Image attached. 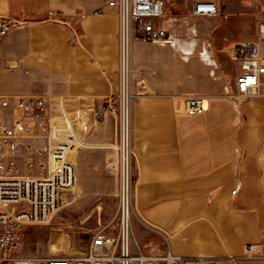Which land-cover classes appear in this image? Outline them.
<instances>
[{
  "label": "crops",
  "instance_id": "obj_1",
  "mask_svg": "<svg viewBox=\"0 0 264 264\" xmlns=\"http://www.w3.org/2000/svg\"><path fill=\"white\" fill-rule=\"evenodd\" d=\"M110 1L0 0V16L18 21L0 46V96L43 98L50 120L72 119L79 138L114 162L108 144L117 136L119 15ZM234 1L232 25L264 4ZM215 2L216 15L224 13L217 43L229 51L220 61L213 43L195 35H174V44L133 42V68L147 90L132 102V229L147 255L264 264L243 256L247 243L264 248V84L246 100L229 96L230 48L239 39L225 23V0ZM44 132L36 127L24 142L43 148ZM81 146L72 153L76 179ZM5 153L25 165L23 148L7 145ZM25 168L21 175L36 173Z\"/></svg>",
  "mask_w": 264,
  "mask_h": 264
},
{
  "label": "built area",
  "instance_id": "obj_2",
  "mask_svg": "<svg viewBox=\"0 0 264 264\" xmlns=\"http://www.w3.org/2000/svg\"><path fill=\"white\" fill-rule=\"evenodd\" d=\"M171 0H111L119 15V78L120 87L111 109L118 120V141L113 148L119 163L126 161V180L121 177L120 213L116 222L96 229L87 252H69L57 256H21L16 252L20 234L28 226L49 223L64 204L63 195L76 182L73 151L82 140L77 135L72 119L54 121L49 118V107L39 96H0V262L6 264H204L202 256H182L168 251L163 255H147L141 251L132 229V102L147 90L146 83L132 71L134 41L174 44L172 32L157 25ZM194 15L213 16L218 13L215 0H188ZM254 40L235 43L231 59L236 73L229 82V96L242 101L260 94L264 84V14L255 18ZM18 21L0 16V46L4 37ZM61 108V107H60ZM8 110H12L10 119ZM16 111L22 113L21 116ZM43 129L46 144L33 147L24 141ZM26 150L24 162L35 174L21 175L14 160L4 162L5 147ZM137 252H133L132 247ZM243 256L264 258L262 243H247Z\"/></svg>",
  "mask_w": 264,
  "mask_h": 264
},
{
  "label": "rangeland",
  "instance_id": "obj_3",
  "mask_svg": "<svg viewBox=\"0 0 264 264\" xmlns=\"http://www.w3.org/2000/svg\"><path fill=\"white\" fill-rule=\"evenodd\" d=\"M245 1H247L246 6L249 7L253 5L255 0ZM190 4L188 0H171L165 3V10L159 23L169 24L172 34L182 41L191 35H195L204 38L206 42H212L216 50L215 57L220 61L219 57L229 54L228 48L224 49L221 44L217 43L219 41L217 31L221 28L224 19L223 11L221 10L215 16H198L191 13ZM238 7L234 0H225V23L230 27L229 33L237 37L239 42L250 38L254 31L256 33L253 16L256 18V15L264 14V4L258 7L255 14L253 12L248 13L251 16H248L242 24L237 22V25H232L233 13ZM262 45H264V41ZM220 63L222 66V62ZM132 71L136 75L133 68V58ZM113 119L117 126V136L114 141L109 142L108 147L115 150L112 145L118 141L119 127L115 114ZM83 141L85 144L81 146L84 150L78 162L77 179L73 188L63 195L66 197L63 199L64 204L49 223L24 228L20 234L19 247L15 253L21 256L38 257L57 256L69 252L84 253L87 252L97 228L118 220L122 165L120 177L121 162L119 163L117 152L115 151L116 160L114 162L102 160L95 152V146L85 140ZM11 159L12 157L6 155L3 161L6 162ZM19 167V174L27 171L25 165L20 164ZM130 175L132 180V158ZM0 264L6 263L0 262Z\"/></svg>",
  "mask_w": 264,
  "mask_h": 264
},
{
  "label": "bare ground",
  "instance_id": "obj_4",
  "mask_svg": "<svg viewBox=\"0 0 264 264\" xmlns=\"http://www.w3.org/2000/svg\"><path fill=\"white\" fill-rule=\"evenodd\" d=\"M121 165H122V177H123V180H126V168H127V165H126V161L122 162L121 161ZM63 199H66L65 196H63Z\"/></svg>",
  "mask_w": 264,
  "mask_h": 264
}]
</instances>
